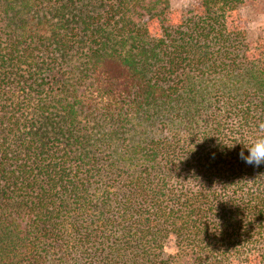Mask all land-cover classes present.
<instances>
[{"label": "trees", "instance_id": "obj_1", "mask_svg": "<svg viewBox=\"0 0 264 264\" xmlns=\"http://www.w3.org/2000/svg\"><path fill=\"white\" fill-rule=\"evenodd\" d=\"M236 3L0 0V264H264Z\"/></svg>", "mask_w": 264, "mask_h": 264}, {"label": "rangeland", "instance_id": "obj_2", "mask_svg": "<svg viewBox=\"0 0 264 264\" xmlns=\"http://www.w3.org/2000/svg\"><path fill=\"white\" fill-rule=\"evenodd\" d=\"M200 4L201 0H169L170 12L161 21L175 22L187 18L190 13L201 11ZM263 10L264 3L258 0H237L228 15V25L230 28H242L249 32L250 38L245 55L260 58L264 62ZM160 22L158 18L150 22L153 37L158 35Z\"/></svg>", "mask_w": 264, "mask_h": 264}, {"label": "clouds", "instance_id": "obj_3", "mask_svg": "<svg viewBox=\"0 0 264 264\" xmlns=\"http://www.w3.org/2000/svg\"><path fill=\"white\" fill-rule=\"evenodd\" d=\"M257 135L251 144H244L247 149L248 155L244 151L240 152V157L245 163L259 167L264 164V122L259 123L257 126Z\"/></svg>", "mask_w": 264, "mask_h": 264}, {"label": "crops", "instance_id": "obj_4", "mask_svg": "<svg viewBox=\"0 0 264 264\" xmlns=\"http://www.w3.org/2000/svg\"><path fill=\"white\" fill-rule=\"evenodd\" d=\"M258 1H260V2L264 3V0H258ZM263 11H264V10H263Z\"/></svg>", "mask_w": 264, "mask_h": 264}]
</instances>
